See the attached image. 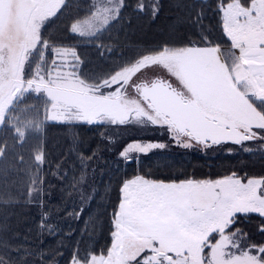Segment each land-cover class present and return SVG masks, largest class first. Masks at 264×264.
I'll use <instances>...</instances> for the list:
<instances>
[{
	"label": "snow or ice",
	"instance_id": "1",
	"mask_svg": "<svg viewBox=\"0 0 264 264\" xmlns=\"http://www.w3.org/2000/svg\"><path fill=\"white\" fill-rule=\"evenodd\" d=\"M32 7L37 15L31 48L42 47V59L51 52L49 64L54 65L44 87L38 82L35 87L36 96L43 91L56 109L43 118L41 127L47 123L75 129L72 151L84 161L79 203L56 205L58 212L67 209L64 215L80 225L78 234L75 227L67 229L64 236H75L71 244L55 240L45 247V234L39 232L35 257L43 264H169L166 251L156 250L150 241L134 244L127 240L133 212L148 214L167 206L193 209L194 224H211L199 234V264H264V0H32ZM134 19L155 25L153 31L160 38L129 43V51L122 49L115 57L109 44L106 55L101 39L121 29L127 33L126 25ZM70 37L75 39L70 41ZM81 41L95 42L97 56L107 65L102 72L86 71ZM153 67L164 74L138 79ZM58 83L78 88L79 97L63 99ZM139 101L148 102L151 111ZM108 105L117 106L118 111H109ZM107 125L145 130L108 137L101 131L99 138L106 139L108 151L116 154L123 170L117 164L116 172L109 170L105 175L101 169L99 180L90 179L87 162L98 155L99 144L85 158L83 149L77 151L80 130ZM45 142L46 137L39 150H32L41 168ZM18 143H24V138ZM216 149L227 157L256 159H222L215 170L208 163L207 172L177 171L173 158L163 155L194 150L206 155ZM146 157L155 159L141 169ZM129 164L134 165L131 172ZM53 175L63 182L67 169L63 176ZM85 185H89L87 195ZM32 191L29 187L25 202L37 204L38 228L43 229L51 212L44 210L43 189L39 201L31 199ZM47 195L51 198V192ZM6 227L0 224V230ZM47 228L49 237L59 234L54 223L49 222ZM97 230L105 241L99 251L94 243L82 246L81 240L85 236L92 240ZM257 236L259 242L254 239ZM208 248L214 250L211 258L204 255ZM10 251L19 248L10 246ZM32 254L26 251L19 259ZM49 255L52 259H47ZM178 264H184V258Z\"/></svg>",
	"mask_w": 264,
	"mask_h": 264
},
{
	"label": "trees",
	"instance_id": "2",
	"mask_svg": "<svg viewBox=\"0 0 264 264\" xmlns=\"http://www.w3.org/2000/svg\"><path fill=\"white\" fill-rule=\"evenodd\" d=\"M80 2L91 3L92 0H80ZM53 23L58 25L60 21H54ZM157 23L159 24L161 21H157ZM126 28L128 29L127 33L121 29L118 34L113 33L111 37L106 35L101 39V48L106 51V55L109 44H111L113 49L111 56L115 57L122 49L125 52L129 51L126 47L129 43H151L153 39L160 38L159 35L153 31L155 25L150 26L135 19L132 21V24L126 25ZM47 32L48 30L45 29L43 35L47 36ZM57 34H60L59 28H57ZM69 39L71 41L75 39V37H70ZM50 47L51 46H49V48ZM79 51L87 61L86 71L90 73H99L107 66L105 61L97 56V48L94 41L91 43L81 41ZM225 54H227L226 50ZM32 55L34 56V54ZM33 56L32 60L29 59L27 61L25 68L26 76L31 70L28 67V62H31V67L34 63ZM32 99H36L35 108L34 104H31L33 101ZM45 102L42 95V99L41 97L25 98L22 104L27 108L28 115H32L34 109H40L41 105L43 106ZM29 107L33 108L30 109ZM113 129L112 126L107 125L103 129H96L94 131L80 130L81 142L77 146V151L83 149L85 158L87 153L99 144L98 155L87 162V170L90 179L94 176L99 180L101 177V169L105 170V175L108 174L109 170L116 172L117 164H120V170H123V164L116 159V154L108 151L110 145L106 139L99 138V133L101 131L104 137L115 136ZM131 130L139 132L145 129L138 128ZM75 131V129L69 131L66 128L44 123L39 132L26 136L24 138V143L21 144L18 143L20 138L14 132L13 127L9 125V118H6L5 125L0 128V152L3 153V155L0 156V224L7 226L0 230V264H43L42 261L35 257L37 247L40 245L38 234L41 231L45 234V247L50 243H54L55 240L67 241L71 244L75 236H64L63 232L67 229L75 227L78 234L80 225L76 223L72 217H66L64 215L67 209H62L59 212L56 210V205L58 203H67L70 206L79 203L77 198L81 195L79 192V176L82 172L81 164L84 163V161L79 160L76 153L72 151L73 134ZM123 135L128 134L124 132ZM45 137L46 142L43 148L44 161L43 167L41 168L40 165L34 161L32 150H39L41 141L44 140ZM18 155H22L23 160H18ZM163 155L173 158L177 166V171L183 170V168H195L197 171L207 172L208 163H211L213 165V170H215L216 165L219 164L222 159L225 161L228 159H248L249 162L256 159L255 157H247L246 155L227 157L222 149H216L215 152L206 155L198 153V151L195 150L191 154L165 152ZM154 159V157H146L145 160L141 161V169H144L145 164L152 162ZM256 163L258 166L259 161L257 160ZM57 164H59L58 168L56 167ZM133 167V164L128 165L129 172H131ZM65 169H67V176H64L63 182H61L56 179L53 172H58L63 176ZM41 176H43L42 185ZM74 180L75 186H73ZM29 187L33 189L31 193V199L33 201L40 200L41 188L45 194L44 210L50 211L51 217L48 221H45L43 229L38 228L37 222L40 217L38 215L39 209L37 204L25 202L29 198ZM88 187L89 185L84 186V195H87ZM49 192H51V198L47 195ZM69 192L71 194L67 195ZM16 200H18V202H14ZM49 222L54 223L55 228L59 229V234L55 238L48 236L50 230L47 228V224ZM254 239L259 242L260 238L257 236L254 237ZM93 243L97 251L105 244L103 235L98 230L94 234L92 240H89L87 236L81 240L82 246ZM10 246H16L19 248V251L11 252ZM26 251H30L33 254L29 255L26 260L20 261V256ZM47 259H52V256L49 255Z\"/></svg>",
	"mask_w": 264,
	"mask_h": 264
},
{
	"label": "rangeland",
	"instance_id": "3",
	"mask_svg": "<svg viewBox=\"0 0 264 264\" xmlns=\"http://www.w3.org/2000/svg\"><path fill=\"white\" fill-rule=\"evenodd\" d=\"M36 15L32 0H0V128L5 125L6 118H9V125L13 127L20 139L39 132L43 118L48 113L56 111L55 107L47 102L43 91L39 96L35 94L36 83L38 82L43 88L50 78V67H54L49 64L52 59L51 52L42 59V47L38 45L34 50L31 48L36 36L34 30ZM32 56L35 64L33 63L31 67V62H28L31 70L26 76L27 61L32 60ZM57 63L62 64L63 61H57ZM41 65V70L37 72L38 66ZM21 69H24L22 74ZM154 74H164V72L159 67H153L142 73L138 79H147ZM30 82H32L31 85ZM177 87H179L178 84ZM57 91L63 99L70 101H75L80 95L78 88L61 83L57 84ZM185 94L188 95L187 90ZM42 95L46 102L40 109H34L32 115H28L27 108L22 102L28 97L42 99ZM32 100L31 104H34L35 108L36 99ZM139 102L146 110L151 111L144 101ZM107 108L113 113L118 111L115 105H108ZM113 131L115 136H122L124 132L130 134L134 130L114 128ZM194 219L195 212L188 207L176 209L162 206L161 210L148 214L138 210L130 216L132 228L129 230L127 240L134 244L150 241L156 250L166 251L170 258L169 262L173 259L179 262L181 258H184L199 264L197 247L199 234L200 231L211 227V224L204 221L200 226L193 223ZM233 239H239V237ZM228 247L230 249L231 245L229 244ZM213 252L212 248H208L204 255L211 258Z\"/></svg>",
	"mask_w": 264,
	"mask_h": 264
},
{
	"label": "crops",
	"instance_id": "4",
	"mask_svg": "<svg viewBox=\"0 0 264 264\" xmlns=\"http://www.w3.org/2000/svg\"><path fill=\"white\" fill-rule=\"evenodd\" d=\"M184 260H185L184 264H195V263H197L196 261L194 262V261H191L190 259L189 260L184 259ZM172 262H174V263H172ZM172 262H169V264H178V262L175 259H173Z\"/></svg>",
	"mask_w": 264,
	"mask_h": 264
},
{
	"label": "water",
	"instance_id": "5",
	"mask_svg": "<svg viewBox=\"0 0 264 264\" xmlns=\"http://www.w3.org/2000/svg\"><path fill=\"white\" fill-rule=\"evenodd\" d=\"M185 96H187V95L185 94ZM145 104L151 109V107L149 106V103L148 102H145Z\"/></svg>",
	"mask_w": 264,
	"mask_h": 264
},
{
	"label": "flooded vegetation",
	"instance_id": "6",
	"mask_svg": "<svg viewBox=\"0 0 264 264\" xmlns=\"http://www.w3.org/2000/svg\"><path fill=\"white\" fill-rule=\"evenodd\" d=\"M148 79V78H147Z\"/></svg>",
	"mask_w": 264,
	"mask_h": 264
}]
</instances>
